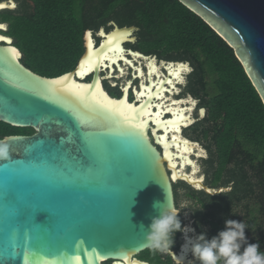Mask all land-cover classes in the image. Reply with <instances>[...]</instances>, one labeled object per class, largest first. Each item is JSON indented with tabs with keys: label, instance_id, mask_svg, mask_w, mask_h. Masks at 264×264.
Instances as JSON below:
<instances>
[{
	"label": "water",
	"instance_id": "1",
	"mask_svg": "<svg viewBox=\"0 0 264 264\" xmlns=\"http://www.w3.org/2000/svg\"><path fill=\"white\" fill-rule=\"evenodd\" d=\"M179 1L234 48L264 103V0ZM13 3L0 1L7 5L0 12L14 9ZM111 24L112 30H99L100 42L92 30L86 32L85 52L73 71L46 77L21 61L23 53L2 33L7 25L0 22V35L6 38L0 41V121L35 130L1 140L9 145L10 157L0 160V264H150L137 256L149 250L147 228L159 215L154 202L165 203L168 197L178 210L175 182L203 185L182 173L173 159L184 167L192 161L188 152L199 148L185 137L173 140L179 118L193 120L188 112L169 111L176 104L161 99L163 92L170 95V71L177 73L180 65L192 71L190 63L135 52L126 44L136 43L138 28ZM118 32L131 35L109 45L107 38ZM143 61L147 76L150 72L144 87L134 85L145 69ZM122 63L133 74L117 98L106 90L102 70H110L108 79L115 78L116 68L124 71ZM64 76L69 79L52 83ZM186 104L181 112L191 109ZM189 126L183 123L179 129L183 133ZM203 188L212 195L223 190ZM99 253L105 259H97ZM180 255L171 253L174 260Z\"/></svg>",
	"mask_w": 264,
	"mask_h": 264
},
{
	"label": "trees",
	"instance_id": "2",
	"mask_svg": "<svg viewBox=\"0 0 264 264\" xmlns=\"http://www.w3.org/2000/svg\"><path fill=\"white\" fill-rule=\"evenodd\" d=\"M30 1L34 12L28 17L0 12V22L11 23L10 34L25 65L46 77L60 76L77 67L88 30L109 31L112 22L135 26L137 43L127 46L192 66L188 90L209 111L208 121L197 124L196 134L214 150L212 158L221 160L215 174H222L228 160L243 158L264 178V103L234 48L201 16L179 0ZM34 133L32 128L0 121V141ZM239 173L246 180L244 170ZM262 233L264 251V227Z\"/></svg>",
	"mask_w": 264,
	"mask_h": 264
},
{
	"label": "flooded vegetation",
	"instance_id": "3",
	"mask_svg": "<svg viewBox=\"0 0 264 264\" xmlns=\"http://www.w3.org/2000/svg\"><path fill=\"white\" fill-rule=\"evenodd\" d=\"M14 2L16 5L14 9L4 10L1 12H9L12 15L20 16V18L28 17L30 13L34 12V4L30 0H14ZM3 23L7 25V29L6 31H2V33L11 37L13 39V45L16 46L15 37L10 34L11 23L9 21ZM93 35L97 40V35ZM126 47L128 46L126 45ZM127 69L128 68L125 67L124 75L126 74ZM103 71L105 72V70ZM102 75L104 76V74ZM90 80L91 79L89 78L87 79V81ZM117 82L119 83V81ZM103 84L106 90L110 93L111 91L107 86L105 79L103 80ZM195 99L196 100L193 99L195 102L197 99L199 101V104L196 102L195 105V109L197 105L199 106L197 108L196 114L192 113L193 123L191 125L193 126L197 122L192 128V130L195 132V137L192 138L190 136L191 138H188L184 135V132L187 129L186 127L183 128L182 133L183 137L196 143L199 147L194 148V151L191 153L192 156L190 157L195 164V167L189 163H186V171H184L185 169L181 164V161H179V168L182 170V173L188 174L194 178L195 181H200L203 185L200 187L197 185H191L183 179L177 180V184L175 182L174 189L176 206L180 211L179 218L182 222V226H190L195 230V232L190 233V235H199L204 233L207 235L208 239H211L212 237L218 235L220 231L224 230L226 220L232 219L240 222L244 221L247 225H251L249 229H246V236L249 243H258L260 245V250L262 251V228L264 225V178L261 174V170L257 167H253L252 164L247 163V161L243 160V158H240V160L233 158L227 161L225 164V169L219 177L215 174V172H218L221 169V160L217 161L212 158L211 155L213 154L214 150H211L209 148V144L206 141L199 139L196 134L197 124L208 121L209 111L207 107L201 106L202 100L200 97L195 96ZM189 105H191V103H189ZM201 110L204 112L203 116L200 115ZM205 154L208 155V158L204 159V161L203 159L197 158V155H200L199 157L203 158ZM258 164L259 163L257 162V165ZM194 168H196L195 173L193 172ZM241 170L242 173L244 170L246 180L243 179V175L239 173ZM204 186L216 191L220 189L223 190L212 195L211 193H208L205 188H203ZM182 193L183 196L180 195ZM182 199H184V201L190 202L189 207L192 211L189 209L181 210L179 208ZM184 243L185 239L183 233H176L175 245L172 251L182 254V246ZM147 251L150 250H146L138 254L137 258L150 264H174L175 262L171 254L157 253L155 255H144ZM149 253L152 252L150 251ZM190 259H192V256L189 253L187 260Z\"/></svg>",
	"mask_w": 264,
	"mask_h": 264
},
{
	"label": "clouds",
	"instance_id": "4",
	"mask_svg": "<svg viewBox=\"0 0 264 264\" xmlns=\"http://www.w3.org/2000/svg\"><path fill=\"white\" fill-rule=\"evenodd\" d=\"M9 157V145L0 141V160ZM189 204L188 201H181L179 208L191 210ZM153 208L159 215L152 219L146 236V246L153 255L171 254L176 233L180 232L184 235L185 243L182 254L175 259L174 264H264V251L260 250L258 243H249L246 236L249 226L244 221L228 219L224 230L208 239L204 233L190 235L195 230L190 226H182L180 211L168 203V197L165 203L154 202ZM189 253L192 259L186 262Z\"/></svg>",
	"mask_w": 264,
	"mask_h": 264
},
{
	"label": "bare ground",
	"instance_id": "5",
	"mask_svg": "<svg viewBox=\"0 0 264 264\" xmlns=\"http://www.w3.org/2000/svg\"><path fill=\"white\" fill-rule=\"evenodd\" d=\"M123 43V42H122ZM122 43H121V45H122ZM155 65H157V63H155ZM122 68H123V70L125 71V67L127 68V67H129L130 68V66L127 64V63H125L124 65H123V63H122ZM150 67H151V64L149 65ZM173 67H175L176 65L175 64H173L172 65ZM171 66V67H172ZM156 69H157V73H158V75H162V71H161V68L160 67H156ZM105 70V72H106V70H107V72L106 73H104V79L106 80V79H108V77H109V75H110V70H108V69H104ZM171 70V69H170ZM189 69H177V71H179V75H177L176 73H174V71H170V74L172 75L171 76V78L172 77H174V79H172L171 80V83H169L170 85H171V90H170V95L168 96V95H166V93H164L163 92V94H162V96H161V99L162 100H170V103H175L176 105L175 106H170V107H168L169 109V111H173V112H178V113H183V114H185L186 115V113L188 112L189 113V115L191 116V118H192V113H193V110H194V108H195V105H196V102H194L193 100H182V101H176V100H178V99H174V95L177 93H180V89H179V86H178V84L180 83H182L183 84V82H184V80H185V77L183 76V74L184 73H187V72H189L188 71ZM103 71V70H102ZM115 71H118V69L116 68L115 69ZM124 71H123V73L121 72L119 75H118V78H120V77H123V76H120V75H124ZM119 72V71H118ZM140 75H141V78H139L140 80H142L141 81V86L142 87H144V85L147 83V79H148V76H150V72H149V75L147 76V68H143V71L142 70H140ZM124 77H125V75H124ZM82 78H84V79H86L87 78V76L85 75L84 77H82ZM129 80H131V79H129ZM141 87V88H142ZM175 88V90H173ZM130 91H131V89H130ZM165 97V98H164ZM127 102L128 103H130L128 100H127ZM187 102H189V103H191V105H192V107H191V109H185V110H182V112H181V107H183L182 106V104H186ZM187 105V104H186ZM158 108H160V109H162L163 108V106H159ZM152 111V110H151ZM165 118H168V116H166ZM189 120V119H188ZM185 124V126H189L190 124H191V121H189V122H187V123H184ZM182 130H180L179 129V133H175V132H172V135H173V137H175V138H180V139H183V136H182V132H181ZM191 153L192 152H188V157H189V159H190V157L192 156L191 155ZM200 156V155H199ZM174 159V163H175V165H177L178 166V159L177 158H173ZM195 165V164H194ZM184 167L186 168V164L184 165ZM181 170V169H180ZM184 170V169H183ZM184 171H186V169L184 170ZM181 172H182V170H181ZM194 173L196 172V168H194V171H193ZM194 177V176H193ZM195 177H196V175H195ZM194 179V178H193ZM186 259H187V257H186Z\"/></svg>",
	"mask_w": 264,
	"mask_h": 264
},
{
	"label": "rangeland",
	"instance_id": "6",
	"mask_svg": "<svg viewBox=\"0 0 264 264\" xmlns=\"http://www.w3.org/2000/svg\"><path fill=\"white\" fill-rule=\"evenodd\" d=\"M107 30V29H106ZM110 30H112V28H110ZM136 32V31H135ZM93 33H97L96 35H97V42H99L100 41V37H99V31L97 32H93ZM135 35H136V33H135ZM136 43H137V41H136ZM135 43V44H136ZM129 47V46H128ZM129 48H131V47H129ZM157 60L158 61H160L161 59H159V57H157ZM176 62V61H175ZM177 62H181V61H177ZM143 64H146V62L145 61H143ZM162 64V63H161ZM128 71V70H127ZM126 71V75H125V77H124V75H120V76H123V77H120V78H118V76H117V78H109V79H106L105 81H106V84L110 87V84H111V89H112V92H110L109 94L111 95V96H113V97H115L114 95V93H116L117 94V98H119V96H121L122 94H123V92H122V89L124 88V84H126L127 83V81H129V79H132V74H133V72L132 73H130L129 71L127 72ZM106 72H107V70H106ZM105 72V73H106ZM192 72H193V70L192 71H189V72H187L186 73V75H185V80H184V82H183V84H180L179 85V89H180V93H176L175 95H174V99H179V98H183L184 100H196L195 99V96L192 94V93H190V91L188 90V85H189V78H190V76H191V74H192ZM117 73V72H116ZM90 79V78H89ZM117 81H119V83L117 82ZM142 80H140V79H137V80H135V82H134V85H136V86H138L139 85V83L141 82ZM112 84H115V86H113ZM181 86V87H180ZM120 90V91H119ZM132 99V98H131ZM190 102V101H189ZM197 104H199V101H198V99H197ZM199 106L197 105L196 106V109L194 110V112L193 113H195L196 114V111H197V108H198ZM198 121V120H197ZM197 123V122H196ZM196 123L193 125V126H195L196 125ZM193 126L191 125V126H189V127H187V129H186V131L184 132V135L186 136V137H188V138H193V137H195L194 136V134H195V132L192 130V128H193ZM191 136V137H190ZM195 140H197V139H195ZM197 158L198 159H203V161H204V159H207L208 158V155L207 154H205V156L203 157V158H201V157H199L198 155H197ZM178 182H176V184H177ZM180 195H182L183 196V193L182 194H180ZM182 198V197H181ZM182 201H184V199H182ZM263 227H264V225H263ZM150 251H147L144 255H153L152 253H149ZM107 264H112V262L111 261H108V262H106ZM114 264V263H113Z\"/></svg>",
	"mask_w": 264,
	"mask_h": 264
},
{
	"label": "snow or ice",
	"instance_id": "7",
	"mask_svg": "<svg viewBox=\"0 0 264 264\" xmlns=\"http://www.w3.org/2000/svg\"><path fill=\"white\" fill-rule=\"evenodd\" d=\"M5 7H7V5H5V4H0V9H3V8H5ZM11 7H12V8H15L16 5L13 3V4H11ZM3 27H4L3 25H0V28H3ZM88 35L91 36V33H89ZM100 35L103 36L104 33L101 32ZM130 35H131V33H129V32H124V33H119V32H118V33L114 34L113 36L108 37V38H107V43H108L109 45H111L112 42H113L114 40L117 39V37H120V38H126V37H130ZM5 39H6V38H5L4 36L0 35V41H3V40H5ZM8 42L10 43V41H8ZM116 51H117L118 53H121V54L123 53V49L119 48V46H117ZM11 52H12L13 54H18V53H17V50H16L15 48H12V49H11ZM90 54H91V53H90ZM133 55H138V53H133ZM85 62H88V61L86 60ZM178 68H179V69H186L187 66H186V65H180V66H178ZM76 74H77V75H80L79 72H77ZM176 74L179 75V71H177ZM68 79H69L68 76H64V77H61L60 80L53 81L52 83H61V82H63V81H67ZM168 83H171V81H168ZM82 87H84V88H86V89H91L93 86H92V85H87V84H85V85H82ZM125 91H126V90H125ZM116 103H117V104H123V101H118V102H116ZM117 110H118V109H117ZM200 115H201V116L204 115L203 110H201ZM187 122H189V120H188L187 117H180V118H179V122L175 123L174 126L177 128V130H179V127L181 126V124H183V123H187ZM173 123H174L173 121H166V122H165V125H171V124H173ZM158 127H160V125H158ZM141 132H143V130H141ZM129 134H131V135H135L134 133H129ZM153 134H155V133H153ZM173 140H175V137H173ZM188 143H189V141H187V140L184 141V144H185V145H187ZM197 147H198V146H197ZM185 151H190V149H189V148H185ZM188 163H189V164H192V161H188ZM193 167H195V165H193ZM172 178H173V179L176 178L174 173H173V175H172ZM185 179H187V177H185ZM75 259H76L77 261H79V260L81 259V257H80L79 255H77V256H75ZM97 259H99V260H103V259H105V254H103V253H99V254L97 255Z\"/></svg>",
	"mask_w": 264,
	"mask_h": 264
}]
</instances>
